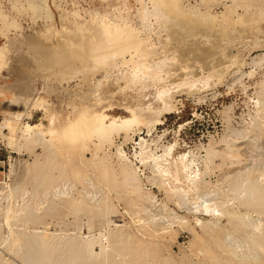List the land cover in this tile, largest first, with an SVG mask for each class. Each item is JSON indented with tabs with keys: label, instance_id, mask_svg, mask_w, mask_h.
<instances>
[{
	"label": "rangeland",
	"instance_id": "obj_1",
	"mask_svg": "<svg viewBox=\"0 0 264 264\" xmlns=\"http://www.w3.org/2000/svg\"><path fill=\"white\" fill-rule=\"evenodd\" d=\"M141 1L144 19L136 13L137 0H46L52 18L45 19L26 0H0V264H25L31 252H39L46 264H264V0H178L185 13L214 18V30L202 25L190 29L177 22L179 27L176 19L161 26L158 9ZM104 8L120 25L121 11L130 16L135 37H141L148 52L136 57L132 47L110 41L105 46L97 36V18H92L100 17ZM64 21H83L85 36L76 31L65 34ZM61 34L71 35L65 41ZM101 44L117 46L119 58L116 55L110 64L97 61L101 58L95 50H103ZM41 49L51 56L41 54ZM71 51L78 53L74 59ZM180 51L186 56L182 58ZM79 53L84 64L77 61ZM121 56L132 57V62L137 58V64L146 62V67L157 58L166 59L173 74L153 83L151 72L140 70L142 83H131L134 73L125 78L123 74L133 63H121ZM92 64L99 66L97 71ZM166 92L175 96L169 113L162 110ZM95 98L102 100L96 108L107 122L128 118L126 106L135 108L138 122L101 137L82 123L77 135H69L73 129L67 127L77 121L83 102ZM121 151L131 162L121 159ZM153 154L161 155L158 162L167 171L164 175L153 166ZM182 154L186 160L180 159ZM138 156L145 157L143 163ZM180 161L197 172L194 186ZM122 168L136 178L131 185ZM204 203L215 210L206 212ZM36 229L50 232L43 239L49 248L40 250L26 240ZM91 235L96 237L95 253L80 255L74 243ZM99 246H105V253Z\"/></svg>",
	"mask_w": 264,
	"mask_h": 264
},
{
	"label": "bare ground",
	"instance_id": "obj_2",
	"mask_svg": "<svg viewBox=\"0 0 264 264\" xmlns=\"http://www.w3.org/2000/svg\"><path fill=\"white\" fill-rule=\"evenodd\" d=\"M148 1V3H151L152 4V6L154 7V8H156V9H158V12H159V14L162 16V17H160V18H158L159 20H160V23H161V26H162V24H163V26H165V25H167L168 23L169 24H172L171 22H172V20L174 19H176V21H174V23H177V22H180L181 24L180 25H185V27H188V28H190V29H192V28H195L196 26L198 27V26H200V25H202V26H204L203 28L204 29H209V30H214L215 28H216V24H215V22H214V18H211V17H202L201 16V14L200 15H194V14H191V13H185L183 10H181V8H180V6H179V1L178 0H147ZM26 2H27V5H28V7L32 10V11H34V12H36V11H39V13L41 14L40 16L42 17V18H45V19H51L52 18V15H51V12H50V10L48 9V6H47V3H46V0H26ZM137 2L139 3V5H140V7H137L136 8V13H138L137 15L139 16V17H141L142 18V16H144V13L146 12L144 9H145V7H144V9L142 8V4L144 5V2L142 3V1L141 0H137ZM150 4V5H151ZM105 7H106V5H105ZM116 11L118 10V9H115ZM143 10L145 11L144 13H143ZM112 11H113V9H112ZM107 11H106V8H104L103 9V12H102V15L100 16V17H92V18H97V19H94V20H96V22L94 23L95 24V28H97L98 30H99V34L98 33H96V32H94L95 30L98 32V30L97 29H95L94 31H93V33L91 32L92 30H91V28H90V32L92 33V34H94V33H96V35L98 36V38H99V36H100V38L99 39H102L103 41H110V44H111V42L113 43V44H115V45H118V44H120V45H123V46H129V47H132V48H134V50H135V53H133V54H135L134 56H136L137 54L138 55H140V54H144L145 52H148V50H147V48L146 49H143V45L144 44H142L143 42L142 41H140V38L138 39V36H137V38L135 37L136 35H135V33H136V31L134 30V26H132V24H131V22H132V20H131V22H129L130 21V19H131V17L130 16H127L126 14V16L124 17V15L122 14V12L123 11H121V13H120V11H118V13H120V14H118L119 15V17H120V20H122L124 23L123 24H121L120 25V23L119 24H117L118 22H116V23H114L113 21H111V19L108 17V15H107V13H106ZM157 12V11H156ZM74 13V12H73ZM76 13V12H75ZM117 13V12H116ZM155 13V12H154ZM127 14H129V13H127ZM96 15V14H95ZM117 15V14H116ZM65 16V15H64ZM68 16V15H67ZM92 16V15H91ZM94 16V15H93ZM134 16H135V14H134ZM137 16V17H138ZM146 16V15H145ZM156 16V15H155ZM89 17H90V15H89ZM111 17V16H110ZM130 17V18H129ZM158 17V16H157ZM112 18H114V17H112ZM136 18V17H135ZM141 18H139L140 20H142V19H144V17L141 19ZM81 19H83V18H81ZM146 19V18H145ZM150 19V18H149ZM90 20V19H89ZM93 20V19H92ZM113 20V19H112ZM154 20H155V18H154ZM86 21V20H85ZM158 21V20H157ZM142 22H143V20H142ZM156 22V21H155ZM237 22V21H236ZM86 23V22H85ZM133 23V22H132ZM145 23V22H144ZM174 23H173V25H174ZM234 23V22H233ZM92 24V23H91ZM168 24V25H169ZM85 25V24H84ZM90 25V24H89ZM182 25V26H183ZM160 26V25H159ZM170 26V25H169ZM168 26V27H169ZM172 26V25H171ZM176 26H179L178 25V23H177V25ZM167 27V26H166ZM180 27V26H179ZM196 27V28H197ZM206 27V28H205ZM137 28V27H136ZM135 28V29H136ZM170 28V27H169ZM172 28V27H171ZM174 28V27H173ZM176 28V27H175ZM187 28V29H188ZM202 28V27H201ZM83 29V21L81 22V23H79V22H70V23H68V21L66 22V21H64V23H63V26H62V30L61 31H63L65 34H66V32H68V33H72V32H78V34L80 35L82 32H81V30ZM86 29V28H85ZM138 29V28H137ZM181 30H185L186 28H180ZM198 29H200V28H198ZM206 29V30H207ZM183 30V31H184ZM195 30V29H194ZM86 31H87V29H86ZM88 31H89V29H88ZM135 31V32H134ZM225 31V30H224ZM79 32H81V33H79ZM137 32H139L138 30H137ZM61 33V32H60ZM63 33V34H64ZM67 33V34H68ZM89 33V32H88ZM192 33V32H191ZM193 33H195V32H193ZM193 33H192V35H193ZM220 33H222V36H223V34L225 33V32H223L222 30H220ZM84 34V35H83ZM69 35H71V34H69ZM68 35V36H69ZM74 36L73 37H75V36H77L76 34H73ZM82 35L83 36H85V33H82ZM138 35H140L139 33H138ZM191 35V34H190ZM195 35H196V33H195ZM227 35V34H226ZM56 37H57V35H55ZM61 38L60 39H65V41L68 39V38H70V36L68 37L67 36V38H65V37H63V35L61 34ZM65 36V35H64ZM87 36V35H86ZM96 36V37H97ZM78 37V36H77ZM88 37H89V35H88ZM95 37V36H94ZM198 37V36H197ZM82 38H84V37H82ZM209 38V37H208ZM222 38V37H221ZM225 38V37H224ZM57 39V38H56ZM63 39V40H64ZM76 39V38H75ZM75 39H74V41H75ZM85 39H87L86 37H85ZM58 40V39H57ZM79 40V39H78ZM91 40H93V38L91 39ZM95 40H98V39H96V38H94V41ZM101 40V41H102ZM142 40V39H141ZM144 40V39H143ZM52 41H54V40H52ZM50 42V43H52V45L50 44V46H53V43L54 42ZM58 41H61V40H58ZM64 41V42H65ZM69 41V40H68ZM67 41V42H68ZM72 41H73V39H72ZM71 41V42H72ZM84 41V40H83ZM100 41V42H101ZM65 43V44H68V43ZM76 42V41H75ZM79 42H81V39H80V41ZM85 42V41H84ZM83 42V43H84ZM89 42H90V40H89ZM89 42L87 43V45L89 44ZM92 43H93V41H91ZM97 42V41H96ZM105 42L103 43V45L105 44ZM147 42V41H146ZM59 43H62L63 44V42H59ZM72 43H74V42H72ZM72 43H71V45H72ZM82 43V44H83ZM98 43V42H97ZM107 43H108V45H110L109 44V42H106V44H105V46L107 45ZM56 44H57V41H56ZM70 44V43H69ZM91 44V43H90ZM93 44H95V43H93ZM146 44V43H145ZM48 45V44H47ZM61 45V44H60ZM78 46V48H79V45L78 44H75V46ZM80 45H81V43H80ZM96 45H98V44H96ZM102 44H101V48H102V46H103ZM115 45H113V47H114V49L112 48V47H105V46H103L104 48H103V50H101V49H97V50H95L94 52H95V56H99L100 58H101V60H97V61H99V62H101V63H103V62H107V63H109V62H111V61H114V60H116L115 58H116V55L119 53V51H118V53H116L115 54V50H116V48H118L117 46H115ZM120 45H118V46H120ZM56 46V45H55ZM54 46V47H55ZM66 47H67V45H65ZM73 47H74V45H72ZM71 46V47H72ZM84 46V45H83ZM82 46V47H83ZM94 46V45H93ZM99 46V45H98ZM53 47V48H54ZM58 47H59V45H58ZM57 47V48H58ZM62 48H64L63 47V45L61 46ZM71 47L69 48V46H68V51L71 49ZM81 47V48H82ZM91 47V46H90ZM97 47V46H96ZM116 47V48H115ZM121 48H122V46H120ZM120 47H119V50H121L120 49ZM146 47V46H145ZM77 48V49H78ZM128 48V47H127ZM59 49V48H58ZM57 49V50H58ZM61 49V48H60ZM76 49V48H75ZM84 49V48H83ZM87 49V48H86ZM149 49V48H148ZM153 49V48H152ZM64 50V49H63ZM71 50H73V48L71 49ZM88 50V49H87ZM86 50V51H87ZM93 50V49H92ZM126 50V49H125ZM129 50V49H128ZM150 50H151V48H150ZM41 51H42V53L41 54H43L44 56H46V57H50L51 56V53L50 52H48L47 50H43V49H41ZM65 51V50H64ZM78 51V50H77ZM76 51V52H77ZM80 51V50H79ZM123 51V50H122ZM130 51H133L131 48H130ZM130 51H127V52H130ZM63 52V51H62ZM71 52H73V51H71ZM76 52H73V59H74V56H75V54L74 53H76ZM82 53H83V51H81ZM126 52V51H125ZM124 52V53H125ZM127 52H126V54H127ZM184 52V51H183ZM185 52H186V50H185ZM54 53V52H53ZM56 53V52H55ZM64 54L66 53V52H63ZM90 52H88V54H89ZM123 53V54H124ZM149 53H151L150 51H149ZM149 53H147L148 55H149ZM179 53H181V51L179 52ZM57 54V53H56ZM67 54V53H66ZM69 54V53H68ZM67 54V55H68ZM70 54H72V53H70ZM69 54V55H70ZM77 55H78V53H76ZM88 54L86 53V55H87V57H88ZM94 54V53H93ZM120 54V53H119ZM122 54V55H123ZM129 54V53H128ZM142 54V55H143ZM182 54L183 53H181L180 55L182 56ZM185 54V53H184ZM183 54V56H186V55H184ZM0 55H2L1 53H0ZM58 55V54H57ZM85 55V54H84ZM125 55V54H124ZM123 55V56H124ZM132 55V54H131ZM141 55V56H142ZM146 55V54H145ZM62 56V55H61ZM71 57H72V55H70ZM68 57V58H71V57ZM91 56V55H90ZM94 56V55H93ZM93 56H91V57H93ZM94 56V57H95ZM118 56V55H117ZM123 56H121L120 58H121V63H127V64H130V63H133V65H132V67H129V69H131L130 71H128V73L126 74H123V77L125 78L126 76H128V75H130L131 76V74H133L134 73V75H132V79L130 78V76L127 78V79H131V83H136V82H141V81H143L144 79H142V76L144 75V74H141V75H139V71L140 70H143V72L144 71H146L147 73L150 71L151 72V75H150V77H152V79L151 78H148V80L149 79H151L150 81L151 82H153L154 83V81H156V83H158L159 81H162V80H164V79H166V78H168L169 76H172V72H173V70H172V72L170 71V69L171 68H169L171 65H169V63L166 61V59L164 60V59H159V58H157L156 59V62H155V64L152 66V65H147V67H146V65L144 66V64L146 63V62H144V61H141V62H144V64L142 65L141 63L138 65L137 64V62H136V60H137V58H136V60H134V62H132L133 60H132V57H128L129 59H124V57ZM133 56V55H132ZM176 56V55H175ZM183 56H182V58H183ZM53 57V56H52ZM66 57V56H65ZM77 57V61H79L80 62V59L78 60V57H81V55H80V53H79V56H76ZM85 57V56H84ZM137 57V56H136ZM140 57V56H139ZM146 57H148V56H146ZM55 58V57H54ZM68 58H67V60H68ZM96 58V57H95ZM95 58H93V59H95ZM98 58V57H97ZM118 58H119V56H118ZM142 58H143V56H142ZM145 58V57H144ZM174 58V57H173ZM176 58V57H175ZM48 59V58H47ZM60 59V58H59ZM72 59V58H71ZM72 59V60H73ZM84 59V58H83ZM88 60L90 59V57H88L87 58ZM146 59V58H145ZM177 59V58H176ZM54 60V59H53ZM62 60H64V58L62 59ZM86 60V59H85ZM96 60V59H95ZM142 60H144V59H142ZM179 60V59H178ZM58 61V60H57ZM76 61V62H77ZM82 61H84V60H81V64L83 63ZM92 61V60H91ZM117 61H119L118 59H117ZM170 61V60H169ZM173 61H174V59H173ZM176 61V60H175ZM238 61V60H237ZM51 62H53L52 60H51ZM58 62H60V60L58 61ZM62 62V61H61ZM65 62H66V60H65ZM86 62V61H85ZM90 62V61H89ZM93 62V61H92ZM98 62V63H99ZM129 62V63H128ZM63 63V62H62ZM66 63H68V61L66 62ZM65 63V64H66ZM71 63V62H70ZM75 63V62H74ZM88 63V62H87ZM87 63H85V66H88V65H86ZM94 63V62H93ZM114 63V62H113ZM120 63V62H119ZM139 63V62H138ZM170 63H172L171 61H170ZM177 63V62H176ZM56 64V63H55ZM84 64V63H83ZM89 64H91V63H89ZM95 64V63H94ZM110 64V63H109ZM108 64V65H109ZM147 64V63H146ZM60 64H57V66H59ZM71 65V64H70ZM75 65V64H74ZM96 65V64H95ZM116 65V64H115ZM120 65V64H119ZM124 65V64H123ZM175 65H177V64H175ZM63 66V65H62ZM65 67H67V65H64ZM64 66H63V68H64ZM78 67L80 66L79 65V63H78V65H77ZM94 65L92 64V67H93ZM102 66V65H101ZM100 66V67H101ZM107 66V65H106ZM113 66V65H112ZM121 66V65H120ZM69 67V66H68ZM73 67V66H72ZM76 67V66H75ZM81 67H82V65H81ZM81 67H79V68H81ZM91 67V68H92ZM97 67V69H96V71L98 70V67L99 66H96ZM96 67H93V68H96ZM111 67V66H110ZM117 67H118V65H117ZM123 67V66H122ZM128 67V66H127ZM82 68H85V67H82ZM89 68H90V65H89ZM175 68V67H174ZM77 69V68H76ZM87 68H85V72L87 71L86 70ZM101 69V68H100ZM111 69V68H110ZM172 69H173V67H172ZM59 70H60V68H59ZM71 70V69H70ZM81 70V69H80ZM92 70V69H91ZM90 70V72L92 73V71ZM103 70H104V68H103ZM106 70V69H105ZM72 71V70H71ZM75 71V70H74ZM95 70H93V72H94ZM95 71V72H96ZM174 71H175V69H174ZM66 72H67V70H66ZM69 72V71H68ZM82 72H83V70H82ZM145 72V73H146ZM88 71H87V73L86 74H84V75H88ZM169 73H172L171 75L169 74ZM77 74V73H76ZM83 74V73H82ZM191 74V73H190ZM79 75H81V74H79ZM74 76V75H73ZM139 76H141V77H139ZM82 77H85V76H82ZM122 77V76H121ZM123 77H122V79H123ZM77 78V77H76ZM87 79V78H86ZM126 79V80H127ZM146 79V78H145ZM147 80V79H146ZM167 80V79H166ZM67 81V80H66ZM69 81V80H68ZM85 81V80H84ZM158 81V82H157ZM147 82V81H146ZM162 82H164V81H162ZM142 83V82H141ZM147 83H149V81L147 82ZM152 83V84H153ZM159 83H161V82H159ZM140 84V83H139ZM144 84V83H143ZM146 85V84H145ZM196 89V88H195ZM170 91V90H169ZM97 93V92H96ZM91 95V94H90ZM162 95V94H161ZM174 97L175 96H173L172 94H170V93H168V92H166V94H164V95H162V98H161V101H162V103L164 104V107H163V109L162 110H167L166 111V113H169V112H171L172 111V109L174 108ZM88 98V97H87ZM87 98H86V100H87ZM92 102L91 103H86V104H84V102H83V105L80 107V109H81V113H78L79 114V116L77 117V121L76 122H73L72 121V124H70L68 127H67V125H66V127L67 128H69V129H73L70 133H69V135H77L78 134V131H77V127L79 126V125H81L82 123H87L86 125V129L88 130H90L89 131V133L90 132H93V133H95V134H98V135H100V137L102 136V134H105V133H108V132H110V131H112V130H114V129H124V130H127L133 123H135V122H138V117L136 116V114H135V112H134V110H135V108H132V107H129V106H126V109L127 110H129L130 112H131V115L128 117V118H124V119H117V118H112V119H110L109 120V122H107L106 121V115L104 114V113H102V112H100L99 110H97V105L98 106H100L99 104H100V102H102V100L100 101L99 99H93V100H91ZM79 102V101H78ZM77 102V103H78ZM82 102V101H81ZM88 102V101H87ZM78 104H80V103H78ZM160 107V106H159ZM143 111V110H142ZM159 111V110H158ZM87 113H89V114H87ZM151 119L153 120V121H155L156 123H159L158 122V120H157V118H155L154 116H152L151 117ZM160 121V120H159ZM161 122V121H160ZM65 127V128H66ZM67 128L65 129V131L63 130V133L65 134L66 133V130H67ZM81 134V133H80ZM107 135V134H106ZM94 136V135H93ZM95 137H96V135H95ZM29 138V137H28ZM103 138V137H102ZM83 139V138H82ZM101 138H99V140H100ZM106 140V139H105ZM142 141H144L143 139H141ZM101 141V140H100ZM138 144H140V143H138ZM170 147V146H169ZM170 148H172V147H170ZM170 148H169V150H170ZM144 150V149H143ZM146 152V151H145ZM145 152H143V153H145ZM140 153V152H139ZM119 155H120V157H121V159L122 160H125V161H127V162H131V160H129L128 159V157L124 154V152H119ZM141 155V154H140ZM144 155V154H143ZM142 155V156H143ZM150 155V154H149ZM152 155V154H151ZM154 156L153 157H151V160L152 159H154V160H152V161H154V167L156 168V170H157V172H158V174H160V175H164L165 174V172H167L166 170H164L163 169V165H159V160L161 159V155H155V154H153ZM162 155H163V153H162ZM185 155L186 154H182V155H180V159L182 160V159H184L185 158ZM136 156H137V154H136ZM147 156V155H146ZM187 156V155H186ZM134 157H135V155H134ZM139 157V156H138ZM149 157V156H148ZM144 159H145V157H143ZM143 158H140L139 157V160L140 161H142L141 163H143ZM147 160V159H146ZM162 160V159H161ZM163 160H164V158H163ZM184 160H186V159H184ZM166 161V160H165ZM145 162V161H144ZM181 162V161H180ZM153 163V162H152ZM161 163V162H160ZM165 163V162H164ZM168 163V162H167ZM187 163V162H186ZM145 164V163H144ZM144 164H142V165H144ZM180 164H182V167H183V169H184V172H185V177L187 178V180H189V181H191L190 183H192V185L194 186V183H195V179H196V177L198 178V176H196V173L194 172V170L193 171H190L191 169H189L188 168V166H189V164H185V163H183V162H181ZM162 167V168H161ZM167 167V166H166ZM174 168H176V167H174ZM129 170V169H128ZM152 171L153 170H155V169H151ZM155 170V171H156ZM130 171V170H129ZM171 171V170H170ZM180 171H182V170H180ZM196 171V170H195ZM122 172H123V174H124V176H125V179L127 180V184H130L131 185V183H130V181H132V179H136V178H130V177H128L127 176V172H126V169H124V168H122ZM133 173H136V171L135 172H133ZM169 173V172H168ZM181 173V172H180ZM174 174V173H173ZM199 174V173H198ZM131 175V174H130ZM167 175H169V174H167ZM135 176H136V174H135ZM158 176V175H157ZM174 177L173 178H175V175H173ZM176 176H177V173H176ZM182 177V176H181ZM184 177V176H183ZM161 178H163V177H161ZM185 178V179H186ZM164 180V179H163ZM177 180V179H176ZM175 180V181H176ZM174 181V180H173ZM178 181V180H177ZM135 182V181H134ZM187 182V181H186ZM136 183H137V181H136ZM164 183H166V182H164ZM180 183V182H179ZM184 183V182H183ZM189 183V182H188ZM248 183V182H247ZM135 185V184H134ZM134 185H133V187H134ZM248 185H250V183L248 184ZM248 185H246V187L248 186ZM136 187V186H135ZM175 187V186H174ZM186 187H187V185H186ZM191 187V186H190ZM250 187H251V185H250ZM259 187V186H258ZM257 186H256V188H258ZM126 188V187H125ZM137 188V187H136ZM183 188V187H182ZM188 188V187H187ZM248 188H249V186H248ZM252 188V187H251ZM255 187H253V191L254 190H257L256 188L254 189ZM127 189V188H126ZM138 189V188H137ZM174 189V188H173ZM178 189V188H177ZM189 189V188H188ZM245 189V188H244ZM250 189V188H249ZM259 189V188H258ZM176 190V189H175ZM175 190H173L174 192H175ZM180 190H182L183 192H186L187 190L185 189V191L183 190V189H181L180 188ZM241 190V189H240ZM247 190V189H246ZM260 191H262L261 190V188L259 189ZM259 190H258V192H259ZM130 191V190H129ZM171 191V190H170ZM248 191V190H247ZM246 191V192H247ZM253 191H252V193H253ZM131 192V191H130ZM249 192H251V189L249 190ZM257 192V193H258ZM88 193V192H87ZM90 193V192H89ZM88 193V194H89ZM132 193V192H131ZM91 194V193H90ZM254 194L255 193H253L252 195L254 196ZM259 195L260 194H262V193H258ZM87 195V194H86ZM247 194H245V196H246ZM251 195V196H252ZM258 195V196H259ZM262 195H264V194H262ZM92 196V195H91ZM147 196V195H146ZM146 196L144 197L145 199H146ZM249 196H250V194H249ZM247 197V196H246ZM255 197V196H254ZM253 198V197H252ZM256 199L258 198V197H255ZM260 198V197H259ZM258 198V199H259ZM148 199V198H147ZM146 199V200H147ZM242 199V198H241ZM250 199V198H249ZM249 199H248V201H249ZM257 199V200H258ZM261 199V198H260ZM260 199H259V201H260ZM257 200H253L254 201V203L255 204H258V202L259 201H257ZM255 201H257V203L255 202ZM149 203V202H148ZM240 203H242V201L240 202ZM249 204V203H248ZM250 204H251V202H250ZM253 204V203H252ZM262 204H264V203H262ZM247 205V204H246ZM248 206H250V205H248ZM253 206H255L254 204H253ZM258 206V205H257ZM256 206V207H257ZM261 206V205H260ZM202 207L204 208L203 210H207L206 212H208L209 210H215V206H214V208L211 206V204L210 205H208L207 203H204L203 205H202ZM20 208V207H19ZM145 208H147V207H145ZM229 208V210H230V207H228ZM10 209V208H9ZM23 209V208H22ZM27 209V208H26ZM25 210V209H24ZM28 210H29V208H28ZM147 210H149V209H147ZM232 210V212L233 213H235L236 212V210H235V212L233 211L234 209H231ZM238 210V209H237ZM7 211V210H6ZM26 211V210H25ZM24 211V212H25ZM30 211V210H29ZM217 211H218V208H217ZM239 211V210H238ZM237 211V212H238ZM148 212V211H147ZM210 212V211H209ZM229 212V211H228ZM9 213V212H8ZM7 213V214H8ZM16 213V212H15ZM18 213V212H17ZM16 213V214H17ZM30 213V215H31V212H29ZM33 213H34V211H33ZM213 213V212H212ZM231 213V212H230ZM20 214V213H19ZM18 214V215H19ZM24 214V213H23ZM26 214H28V213H26ZM35 214V213H34ZM229 214V213H228ZM238 214V213H237ZM241 213H239L238 215H240ZM29 215V214H28ZM36 215V214H35ZM34 215V216H35ZM236 215V214H235ZM247 215V214H246ZM245 215V216H246ZM9 216V215H8ZM7 216V217H8ZM248 216V215H247ZM246 216V217H247ZM23 218H24V216H22ZM26 217V216H25ZM29 216H27V218H28ZM232 217V216H231ZM244 217V216H243ZM245 217V218H246ZM31 219V218H30ZM29 219V220H30ZM234 219V218H233ZM7 221V219L5 218L4 219V221ZM32 220V219H31ZM247 220V219H246ZM6 221L4 222L5 223V225H6ZM25 221V220H24ZM3 223V222H2ZM27 223V222H26ZM236 223V222H235ZM25 224V223H24ZM248 224V223H247ZM246 224V225H247ZM249 224H250V222H249ZM253 225V224H252ZM252 225H250L251 227H252ZM7 227V226H6ZM26 227H28V226H26ZM25 227V228H26ZM206 227V226H205ZM208 227V226H207ZM258 227H259V225H258ZM9 228H10V226H9ZM209 228V227H208ZM234 228V227H233ZM236 228V227H235ZM248 228V227H247ZM260 228V227H259ZM241 230L243 229V228H240ZM239 229V230H240ZM256 229H258L257 228V226H256ZM7 230H9V229H7ZM33 230V229H32ZM210 230V229H209ZM245 230H246V228H245ZM24 231H25V229H24ZM248 231V230H247ZM256 232H258V230H255ZM260 231V230H259ZM1 232V231H0ZM13 232V231H12ZM48 232V231H47ZM47 232L46 231H43V230H38V229H36V230H34L33 231V233L32 234H30V236L29 237H26V240H28V241H30V240H32L34 243H35V245L37 244V246H38V248H40V250H44V249H46L47 247L49 248V245L48 244H46L45 242H44V240L43 239H45V237H46V239H48L47 238V236L46 235H48L49 236V233L50 232H48V234H47ZM52 233V232H51ZM262 233H264V232H262ZM9 234V233H8ZM16 234V233H15ZM28 234V233H27ZM55 234V233H54ZM70 234V233H69ZM73 234V233H72ZM25 235H26V233H25ZM29 235V234H28ZM52 235V234H51ZM229 235V234H228ZM251 235V234H250ZM250 235H248V236H250ZM2 236V235H1ZM92 236V235H91ZM259 236V234L257 235V237ZM262 236H264V234H262ZM4 237H6V236H4ZM9 237V236H8ZM53 237V236H52ZM51 237V238H52ZM55 237V236H54ZM54 237L52 238V240H54ZM76 237V236H75ZM85 237H87V236H85ZM1 238V237H0ZM11 238V237H10ZM50 237H49V239H51ZM82 238H84V237H82ZM90 238V237H89ZM96 238V237H95ZM95 238H94V236H92L90 239H88V240H86L85 242H79V243H74L75 242V239L73 240L74 242V245H73V247L75 246V248H76V251L77 250H79L78 252L80 253V255H85V257L87 256H91V255H93L94 253H93V249L94 248H92L93 247V244H95ZM101 238V237H100ZM262 238V237H261ZM3 239H5V238H3ZM12 239H13V237H12ZM78 239V238H77ZM104 239V238H103ZM106 239V238H105ZM255 239V238H254ZM2 240V239H1ZM11 240V239H10ZM83 240H85V239H83ZM249 240V239H248ZM14 239H13V242H11V243H13V245L16 243V241H15V243H14ZM48 241H51V240H48ZM48 241H46L47 243H48ZM69 241V240H68ZM82 241V240H81ZM101 241V240H100ZM3 242V241H2ZM19 242H21V241H19ZM54 242V241H53ZM33 243V244H34ZM50 243H52V242H50ZM67 243V242H66ZM71 243H72V241H71ZM72 243V244H73ZM253 243H254V241H253ZM26 244V243H25ZM31 245V246H34V248H36L37 246H35V245ZM58 244V243H57ZM63 244V243H62ZM258 244V243H257ZM10 245V244H9ZM20 245V244H19ZM29 245V244H28ZM28 245L26 244V246L28 247ZM228 245H230V244H228ZM12 246V245H11ZM25 246V245H24ZM23 246V247H24ZM31 246H29V247H31ZM53 246V245H52ZM64 246V245H63ZM68 246V245H67ZM72 246V245H71ZM70 246V248H72ZM231 246V245H230ZM250 246H252V245H250ZM258 246H260V245H258ZM4 247V246H3ZM8 247V246H7ZM20 247V246H19ZM105 247V246H104ZM104 247H100L99 246V248L101 249V251H103L104 252V250L106 251V249L104 248ZM262 246H260L259 247V249L261 248ZM53 248V247H52ZM51 248V249H52ZM68 248H69V246H68ZM229 248V247H228ZM231 248V247H230ZM249 248V247H248ZM5 249H7V248H5ZM18 249H20V248H18ZM28 249V248H27ZM37 249V248H36ZM36 249H34L33 251H35ZM50 249V251H52ZM74 249V248H73ZM13 250V249H12ZM23 250V249H22ZM248 250V249H247ZM253 250V249H252ZM8 250H6V252H7ZM17 251V250H16ZM26 251H28V250H26ZM36 251H38V250H36ZM47 251V250H46ZM49 251V252H50ZM73 252H74V250H72ZM254 251V250H253ZM261 251H262V249H261ZM3 252V251H2ZM29 252V251H28ZM41 252V251H40ZM48 252V251H47ZM231 252V251H230ZM242 252H244V251H242ZM258 252V251H257ZM16 253V252H15ZM32 254L31 255H33V253L34 252H31ZM39 253V252H38ZM37 253V255H39ZM41 253H43V251L41 252ZM44 253H45V251H44ZM79 253H75V254H79ZM105 253V252H104ZM241 253V252H240ZM246 253V252H245ZM245 253H244V256H245ZM253 253V252H252ZM259 253V252H258ZM1 254V253H0ZM11 254H13V251L11 252ZM20 254V253H19ZM25 254V253H24ZM23 254V255H24ZM30 254V253H29ZM26 255V257L24 258V263L25 264H40L37 260H39V261H41L42 260V263H44L43 262V258L44 257H40V255H39V259H37V260H35L36 259V257L38 258V256L36 255V253H34L35 255H33V256H31V255ZM230 254V253H229ZM231 254H232V252H231ZM230 254V255H231ZM234 254V253H233ZM247 254V253H246ZM250 254H251V252H250ZM261 254H264V253H261ZM3 255V254H2ZM21 255V254H20ZM43 256H44V254H42ZM237 255V254H236ZM235 255V256H236ZM4 256V255H3ZM22 256V255H21ZM36 256V257H35ZM78 256V255H77ZM234 256V255H233ZM233 256H232V258H233ZM238 256V255H237ZM242 256V255H241ZM243 256V257H244ZM252 256V255H251ZM251 256H249V257H251ZM256 256V255H255ZM32 257V258H31ZM48 257V256H47ZM243 257H241V258H243ZM246 257V256H245ZM248 257V256H247ZM254 257V256H253ZM253 257H251V258H253ZM35 258V259H34ZM250 258V259H251ZM2 260H3V258H1ZM34 259V260H33ZM47 258L45 257V260H46ZM75 259V258H74ZM73 259V260H74ZM234 260H235V258H233ZM240 259V258H239ZM246 259V258H245ZM257 259V258H256ZM4 260H5V258H4ZM10 260V259H9ZM238 260V259H237ZM236 260V261H237ZM248 260V259H247ZM246 260V261H247ZM254 260V259H253ZM253 260L251 259V260H249V261H252L253 262ZM6 261V260H5ZM17 261V260H16ZM53 261V260H52ZM51 261V262H52ZM76 261V260H75ZM245 261V262H246ZM4 262V261H3ZM50 262V261H49ZM261 262V261H260ZM7 262H5V264H6ZM54 263V262H53ZM52 263V264H53ZM75 262L73 261V264H74ZM243 263V262H242ZM255 263V262H254ZM253 263V264H254ZM262 263H264V262H262ZM1 264H2V262H1ZM11 264H12V261H11ZM13 264H16V262L15 263H13ZM44 264H46V263H44ZM48 264V263H47ZM49 264H51V263H49ZM55 264V263H54ZM70 264H71V262H70ZM247 264V263H246ZM257 264V263H256Z\"/></svg>",
	"mask_w": 264,
	"mask_h": 264
}]
</instances>
